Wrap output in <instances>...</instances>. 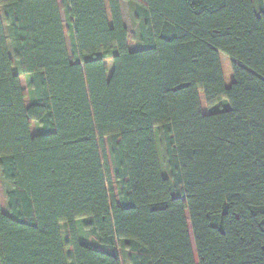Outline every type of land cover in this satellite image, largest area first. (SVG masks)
<instances>
[{
    "label": "trees",
    "instance_id": "trees-1",
    "mask_svg": "<svg viewBox=\"0 0 264 264\" xmlns=\"http://www.w3.org/2000/svg\"><path fill=\"white\" fill-rule=\"evenodd\" d=\"M60 1L0 0V264H264V0Z\"/></svg>",
    "mask_w": 264,
    "mask_h": 264
},
{
    "label": "rangeland",
    "instance_id": "rangeland-1",
    "mask_svg": "<svg viewBox=\"0 0 264 264\" xmlns=\"http://www.w3.org/2000/svg\"><path fill=\"white\" fill-rule=\"evenodd\" d=\"M59 2L61 4L60 0H59ZM120 4H121L123 21H124V24L128 30V47L130 50H135L137 48V43H136V40L133 38L134 28H133V23H132V17H131L130 11H129V6H128V3L123 1V0L121 1ZM0 13H1V17L3 19L4 18L3 9L0 10ZM61 15H62L63 20H65V16H64L63 11H61ZM64 24H65V21H64ZM4 29H5L6 35L8 36L5 24H4ZM66 44H67V50H68L69 56L72 57L73 53H72V49H71L70 38L67 34H66ZM8 49H9L10 56L13 59V52L10 48L9 41H8ZM13 71L14 72L17 71V67L15 64L13 66ZM156 143H157V147H158V155H159L160 164H161L162 169L164 171L165 168H164V164H163V150L161 148V143H160V140H159V137L157 134V129H156ZM7 188H8V184L5 183L0 177V201H1L2 211H5L4 195H5V191L7 190ZM85 224H86V219H81V220L77 221L79 236H80L82 241L90 242L91 237L89 236L87 229L85 228ZM62 232H63V229H62ZM118 248H119V252L121 255L122 264H129L127 251L124 248L123 243H120Z\"/></svg>",
    "mask_w": 264,
    "mask_h": 264
}]
</instances>
